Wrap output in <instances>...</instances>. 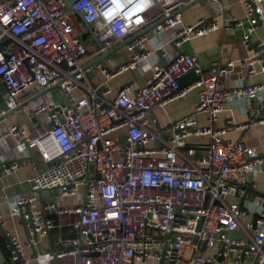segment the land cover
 Listing matches in <instances>:
<instances>
[{
    "label": "built area",
    "instance_id": "built-area-1",
    "mask_svg": "<svg viewBox=\"0 0 264 264\" xmlns=\"http://www.w3.org/2000/svg\"><path fill=\"white\" fill-rule=\"evenodd\" d=\"M189 1L0 0V82L7 91L0 123L23 110L38 128L29 136L13 123L0 140L14 138L45 164L27 191L6 196L0 235L11 264H264V194L249 180L264 166V153L225 137L229 128L264 124V80L245 79L264 73V40L251 39L262 0H242V18L226 24L184 23L179 9ZM152 24L172 32L176 55L140 86L113 89L110 81L151 53L145 43ZM220 28L242 30L246 56L236 79L232 60L203 70L195 55L179 52ZM118 46L128 59L111 68L94 61ZM190 72L197 79L180 88ZM95 73L102 82L92 80ZM192 90L193 111L161 126L154 110ZM253 99L258 108L249 110ZM226 102H236L247 119L220 124ZM18 165L1 162L0 175Z\"/></svg>",
    "mask_w": 264,
    "mask_h": 264
},
{
    "label": "crops",
    "instance_id": "crops-1",
    "mask_svg": "<svg viewBox=\"0 0 264 264\" xmlns=\"http://www.w3.org/2000/svg\"><path fill=\"white\" fill-rule=\"evenodd\" d=\"M193 1V0H192ZM189 1L179 9L181 19L186 24H193L197 20L203 18L206 20L214 19L221 23L226 24L230 18H242V0H196ZM221 7V8H220ZM263 9V16L257 23V26L252 34V41L257 39L264 40V0L261 2ZM157 9L150 10L147 16L153 17ZM74 23L78 30H82V24L79 18L74 17ZM147 41L145 48L151 53L142 57L137 68L129 73L123 74L118 78L110 81L113 89H117L126 82H132L134 87L140 86L144 79L160 65L169 64L177 50L173 48L171 43L173 34L171 31H158V24H152L147 27ZM242 30L240 28H231L226 30L220 28L217 31L210 32L204 36L191 39L181 45L179 52L195 55L203 70L207 69L214 61L226 62L232 60L235 62L234 68L231 71V77L236 79L240 72L239 62L246 56V50L242 42ZM89 49L93 50L96 47L94 41L87 40ZM94 43V47L90 43ZM164 54V55H163ZM129 53L125 52L121 47L114 51L109 56L105 57L102 61L108 68L116 65L123 59H128ZM248 83L264 80V73H257L252 76H246ZM92 80L98 82L103 81L100 74L92 77ZM187 86V85H186ZM54 96L58 98L56 91L53 92ZM197 100L196 90L190 91L182 99H177L168 103L165 108L155 109L154 114L157 117L159 124L166 125L186 114L193 111L195 102ZM257 101L251 100L247 105L249 110L257 109ZM261 114V112H260ZM247 114L241 113L236 102H226L224 111L220 117V124L224 125V120L232 118L235 122H243L247 119ZM199 122L205 121L204 115L198 116ZM35 119H31L28 114L23 110H14L6 114L4 121L0 123V131L7 130L13 123L21 124V127L29 136H34L38 133V128L34 126ZM37 121V120H36ZM229 140L243 139L248 145L256 147L261 153H264V124L254 125L246 130H233L229 128L225 136ZM197 138H190L189 142H200ZM29 149L18 145L16 140L10 136L0 140V163L16 159L18 161L17 169L8 174L0 175V215L3 218L9 217V209L6 203V196L15 192H25L28 190V179L32 177L36 171L45 167V164L38 161L35 163L30 158ZM35 157L37 156L33 151ZM37 158V157H36ZM35 165L36 169L32 166ZM249 180L254 187V192L264 194V166L258 168L254 175L249 176ZM54 194L51 193L52 197ZM37 204L34 210H37ZM17 230L21 236H24V229L22 224H19ZM0 256L3 261L0 264H11L9 262V251L5 245L4 237L0 235Z\"/></svg>",
    "mask_w": 264,
    "mask_h": 264
},
{
    "label": "water",
    "instance_id": "water-1",
    "mask_svg": "<svg viewBox=\"0 0 264 264\" xmlns=\"http://www.w3.org/2000/svg\"><path fill=\"white\" fill-rule=\"evenodd\" d=\"M196 0H193L192 2H194ZM71 3H68L67 6L70 8ZM161 21L158 22V24ZM261 23L260 21H258V24ZM90 41H94L96 42V40L94 38H91ZM98 44V43H97ZM119 48H121V46L115 47L112 50H109L108 52L104 53L103 55L97 57L94 61H101L103 60L105 57L109 56L111 53H113L114 51H117ZM168 64L164 65H160L161 68H166ZM197 79V75H195L193 72H190L184 76H182L178 83H179V87H184L190 83H192L193 81H195ZM7 98V91L5 89V87L2 85V83L0 82V109H6V105H5V99ZM258 106V105H257ZM9 112H7L6 114H8ZM262 113V112H261ZM29 154H30V158L32 159L35 163H38L37 158L35 157V154L33 153V150L29 149ZM56 161V160H55ZM39 194L41 195H48V191L47 192H42V191H38ZM3 259L0 256V262H2Z\"/></svg>",
    "mask_w": 264,
    "mask_h": 264
},
{
    "label": "rangeland",
    "instance_id": "rangeland-1",
    "mask_svg": "<svg viewBox=\"0 0 264 264\" xmlns=\"http://www.w3.org/2000/svg\"><path fill=\"white\" fill-rule=\"evenodd\" d=\"M82 26H83V31H85V30H86L85 26H84V25H82ZM88 35H89V34H88ZM90 44H92V45H93V47L95 46L93 42H92V43H90Z\"/></svg>",
    "mask_w": 264,
    "mask_h": 264
}]
</instances>
